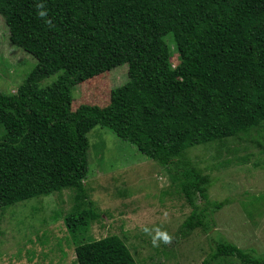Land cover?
Segmentation results:
<instances>
[{"label":"trees","instance_id":"16d2710c","mask_svg":"<svg viewBox=\"0 0 264 264\" xmlns=\"http://www.w3.org/2000/svg\"><path fill=\"white\" fill-rule=\"evenodd\" d=\"M0 14L12 41L37 29L48 42L17 92L0 91V210L72 191L77 264H138L121 237L88 235L103 219L85 184L88 134L101 126L170 173L191 208L180 236L209 231L227 203L185 155L264 123V0H0ZM123 65L129 81L109 104L75 107L78 86ZM218 259L264 264L225 240L204 264Z\"/></svg>","mask_w":264,"mask_h":264},{"label":"rangeland","instance_id":"374dc122","mask_svg":"<svg viewBox=\"0 0 264 264\" xmlns=\"http://www.w3.org/2000/svg\"><path fill=\"white\" fill-rule=\"evenodd\" d=\"M7 22L8 16L0 14V91L16 93L48 42L37 29L21 43L14 42ZM166 41L176 62L173 39L168 36ZM128 81V66L117 67L78 86L74 105L105 106L113 90ZM88 138L85 184L103 214L91 226V238L121 237L138 264H204L220 240L252 249L264 261V123L252 129L250 139L187 150L189 164L213 178L209 198L227 203L214 214L209 231L197 229L187 238L180 230L191 208L170 173L107 128L95 127ZM74 204V193L65 190L0 210V264H77L75 240L65 224ZM156 229L167 232L169 242L153 246ZM232 260L210 264H240Z\"/></svg>","mask_w":264,"mask_h":264},{"label":"clouds","instance_id":"9594fccd","mask_svg":"<svg viewBox=\"0 0 264 264\" xmlns=\"http://www.w3.org/2000/svg\"><path fill=\"white\" fill-rule=\"evenodd\" d=\"M41 7H43V5H41ZM39 15L41 17H44V16H46V12L40 11ZM146 231H148V230L146 229ZM170 239L171 238L167 232L161 231L160 229H156L155 235L152 236V244H153V246H158L159 241L162 240L164 243H167V242H169Z\"/></svg>","mask_w":264,"mask_h":264}]
</instances>
